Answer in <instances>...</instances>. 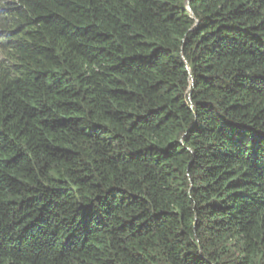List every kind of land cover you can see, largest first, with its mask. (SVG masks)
Returning a JSON list of instances; mask_svg holds the SVG:
<instances>
[{"label":"trees","instance_id":"trees-1","mask_svg":"<svg viewBox=\"0 0 264 264\" xmlns=\"http://www.w3.org/2000/svg\"><path fill=\"white\" fill-rule=\"evenodd\" d=\"M0 264H264V0H0Z\"/></svg>","mask_w":264,"mask_h":264}]
</instances>
